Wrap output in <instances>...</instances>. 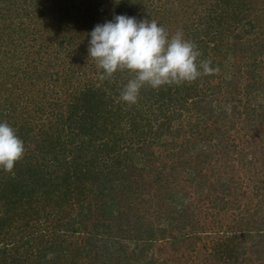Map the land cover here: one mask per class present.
Wrapping results in <instances>:
<instances>
[{
    "label": "trees",
    "instance_id": "16d2710c",
    "mask_svg": "<svg viewBox=\"0 0 264 264\" xmlns=\"http://www.w3.org/2000/svg\"><path fill=\"white\" fill-rule=\"evenodd\" d=\"M118 14L214 71L126 104L87 51ZM0 120V264H264V0H0Z\"/></svg>",
    "mask_w": 264,
    "mask_h": 264
},
{
    "label": "clouds",
    "instance_id": "9594fccd",
    "mask_svg": "<svg viewBox=\"0 0 264 264\" xmlns=\"http://www.w3.org/2000/svg\"><path fill=\"white\" fill-rule=\"evenodd\" d=\"M88 36V57L101 70L100 79L118 71L131 74L120 91V100L128 105L138 102L146 85L155 90L190 83L214 71L210 61L199 60L201 52L182 29L169 34L156 20L118 14L96 24ZM24 152L16 129L0 120V170L11 172Z\"/></svg>",
    "mask_w": 264,
    "mask_h": 264
},
{
    "label": "rangeland",
    "instance_id": "374dc122",
    "mask_svg": "<svg viewBox=\"0 0 264 264\" xmlns=\"http://www.w3.org/2000/svg\"><path fill=\"white\" fill-rule=\"evenodd\" d=\"M253 104V103H252ZM251 104V105H252ZM161 246H163V248H165L166 249V247H168V244L166 243V242H160L155 248H154V251L153 252H155V254H158L161 250L159 249V247H161Z\"/></svg>",
    "mask_w": 264,
    "mask_h": 264
}]
</instances>
